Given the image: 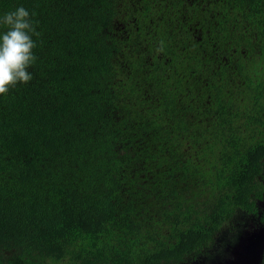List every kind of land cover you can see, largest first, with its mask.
Here are the masks:
<instances>
[{
    "label": "trees",
    "instance_id": "1",
    "mask_svg": "<svg viewBox=\"0 0 264 264\" xmlns=\"http://www.w3.org/2000/svg\"><path fill=\"white\" fill-rule=\"evenodd\" d=\"M18 7L40 35L0 94V264H213L264 225V0Z\"/></svg>",
    "mask_w": 264,
    "mask_h": 264
},
{
    "label": "clouds",
    "instance_id": "2",
    "mask_svg": "<svg viewBox=\"0 0 264 264\" xmlns=\"http://www.w3.org/2000/svg\"><path fill=\"white\" fill-rule=\"evenodd\" d=\"M0 25L6 26L0 33V94L6 95L16 84L31 81L29 68L36 60L33 52L36 44L32 37L40 34L24 7L6 12L0 17ZM157 51H163V41Z\"/></svg>",
    "mask_w": 264,
    "mask_h": 264
},
{
    "label": "rangeland",
    "instance_id": "3",
    "mask_svg": "<svg viewBox=\"0 0 264 264\" xmlns=\"http://www.w3.org/2000/svg\"><path fill=\"white\" fill-rule=\"evenodd\" d=\"M236 234L223 242L221 252L214 256L217 260L213 264H260L264 256V225L250 221ZM202 260L200 258L185 264H208L206 259L205 263Z\"/></svg>",
    "mask_w": 264,
    "mask_h": 264
}]
</instances>
